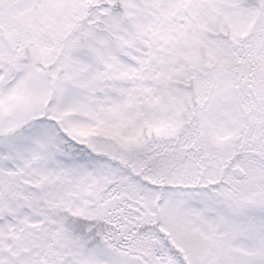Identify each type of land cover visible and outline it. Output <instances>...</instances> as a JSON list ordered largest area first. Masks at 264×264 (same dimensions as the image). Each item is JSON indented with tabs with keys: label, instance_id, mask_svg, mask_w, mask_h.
Returning a JSON list of instances; mask_svg holds the SVG:
<instances>
[{
	"label": "snow or ice",
	"instance_id": "1",
	"mask_svg": "<svg viewBox=\"0 0 264 264\" xmlns=\"http://www.w3.org/2000/svg\"><path fill=\"white\" fill-rule=\"evenodd\" d=\"M0 264H264V0H0Z\"/></svg>",
	"mask_w": 264,
	"mask_h": 264
}]
</instances>
